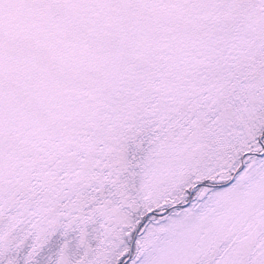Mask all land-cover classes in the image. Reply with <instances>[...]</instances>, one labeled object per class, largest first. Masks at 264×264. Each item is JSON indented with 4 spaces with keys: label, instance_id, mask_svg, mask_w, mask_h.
<instances>
[{
    "label": "snow or ice",
    "instance_id": "6c2138e0",
    "mask_svg": "<svg viewBox=\"0 0 264 264\" xmlns=\"http://www.w3.org/2000/svg\"><path fill=\"white\" fill-rule=\"evenodd\" d=\"M0 264H264V0H0Z\"/></svg>",
    "mask_w": 264,
    "mask_h": 264
}]
</instances>
